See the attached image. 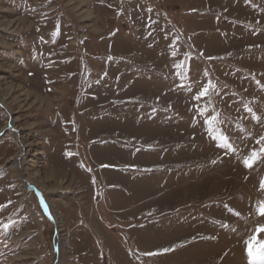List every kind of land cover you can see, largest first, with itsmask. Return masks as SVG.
<instances>
[{
  "label": "rangeland",
  "instance_id": "374dc122",
  "mask_svg": "<svg viewBox=\"0 0 264 264\" xmlns=\"http://www.w3.org/2000/svg\"><path fill=\"white\" fill-rule=\"evenodd\" d=\"M261 137L264 0H0V264H249Z\"/></svg>",
  "mask_w": 264,
  "mask_h": 264
},
{
  "label": "snow or ice",
  "instance_id": "6c2138e0",
  "mask_svg": "<svg viewBox=\"0 0 264 264\" xmlns=\"http://www.w3.org/2000/svg\"><path fill=\"white\" fill-rule=\"evenodd\" d=\"M208 89L205 88L200 95L207 93ZM199 98V97H197ZM215 120V117H213ZM207 123H212V121H206ZM227 141V138H224ZM264 141V137H261L258 144ZM264 155V146H261L259 150L253 149L249 156L244 159L243 163L246 168H251L253 164ZM261 190H264V181L261 182ZM256 214L258 216L264 217V200L259 201L256 206ZM260 232H264V225H260L255 229V233L245 241L247 245V254L249 257V264H264V241L258 240L257 235ZM167 251V250H166ZM151 254V253H150Z\"/></svg>",
  "mask_w": 264,
  "mask_h": 264
},
{
  "label": "water",
  "instance_id": "95a60500",
  "mask_svg": "<svg viewBox=\"0 0 264 264\" xmlns=\"http://www.w3.org/2000/svg\"><path fill=\"white\" fill-rule=\"evenodd\" d=\"M27 190L34 193L39 205H41L42 207L43 206L45 207V202H44V198L42 196V193L35 186L28 184Z\"/></svg>",
  "mask_w": 264,
  "mask_h": 264
},
{
  "label": "bare ground",
  "instance_id": "6f19581e",
  "mask_svg": "<svg viewBox=\"0 0 264 264\" xmlns=\"http://www.w3.org/2000/svg\"><path fill=\"white\" fill-rule=\"evenodd\" d=\"M15 23V22H14ZM11 126V125H10ZM20 145V147H22V145L21 144H19ZM29 181H27V180H24V187H26L29 183H28ZM60 246H62V244L59 242L58 244H57V248H60Z\"/></svg>",
  "mask_w": 264,
  "mask_h": 264
}]
</instances>
